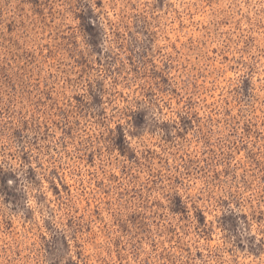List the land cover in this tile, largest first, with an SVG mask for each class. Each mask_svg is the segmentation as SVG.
Returning a JSON list of instances; mask_svg holds the SVG:
<instances>
[{"label":"rangeland","instance_id":"obj_1","mask_svg":"<svg viewBox=\"0 0 264 264\" xmlns=\"http://www.w3.org/2000/svg\"><path fill=\"white\" fill-rule=\"evenodd\" d=\"M234 2L182 0L186 5L183 13L170 22L161 21V24L167 23V27L159 34L151 30L153 21L140 15L131 22L136 34L129 32L130 40L120 47L128 52L125 59L129 66L136 65L132 67L133 73H137L138 67L153 64V57L160 60L162 68L154 71L152 77L158 78L164 85L169 84L168 77L164 75L169 68L174 69L177 63L183 64L184 61L199 63L207 75L205 87L210 89L206 95L208 119L219 123L218 110L231 118V123L221 125L228 129L224 147H230L233 151L239 149L235 153L236 160L244 157L246 161L243 167L247 178L244 179L242 173L238 186L243 191L238 190L228 199L221 198L214 204L201 206L199 212L193 211L194 225L187 230L185 227L179 231L161 227L157 220H151L149 226L146 209L139 213L134 209L124 213L123 208L117 206L121 195L117 191V182L129 184L135 173L126 175L124 169L117 168L114 173L117 179L111 181V194L101 188V183H109L107 178L101 181L91 175L92 170H98V162L109 155L118 157L120 161H132L134 153L131 148L122 147L127 143L124 124L113 123L101 134L99 142L104 145L102 154L93 156L82 150L66 151L72 147L70 140L74 132L71 126L63 127L67 119L64 116L66 110L84 112L87 109V114L93 120L98 116H107L106 109L100 107L104 102L101 96L106 90L103 81H97L95 89L98 91L93 89L91 83L88 85L91 103L85 101L82 94H73L70 102L65 100L61 108L55 109L59 115L53 120H41L39 115L33 114L29 117L30 127L29 120L17 118L13 124V120L8 118L12 114L0 112V137L7 136L25 143L26 133L31 134L36 129L43 132L39 137L32 136L34 143L28 145V150H21L18 161L20 168L9 160H0V256L13 253L14 264H264V131H261L264 129V95L261 94L257 75L264 64V48L261 47L264 40L260 36L261 27L264 26L250 31L247 20L241 23L242 18L233 19L234 9L231 5ZM39 3L40 0H19L16 18H8L7 31L11 33L13 25H22V17H26L28 11L34 15L39 13ZM81 3L83 7L76 13L78 27L91 39L92 33L87 24L90 10H87L88 6L83 0H78L77 6ZM153 7L163 10L164 0H156ZM165 15L168 13L165 12ZM225 19L231 22L225 23ZM161 24H157L156 28L159 29ZM138 35L145 39H139ZM237 42H240L239 51H236ZM154 45H158L155 51ZM0 51L8 52L7 49ZM37 51L41 58L47 56L48 64L55 63L48 43L44 44L43 51ZM234 51L236 56L232 55ZM240 55L249 57L248 63L253 65L250 75L238 85L233 84L230 90L221 91V88H228V81L233 79L235 65L231 62ZM35 57L36 54L31 52L26 55L8 52L6 61L0 57V91L7 92L12 84H18L23 76L33 72ZM84 63L76 62L81 74L87 70L81 67ZM97 63L105 73L121 74L123 64L119 52L108 53L104 61L98 60ZM118 64L120 67H116ZM213 76L217 77L215 88ZM42 86L47 87L46 84ZM175 91L173 88L172 92ZM125 92H121L120 97L127 100ZM144 95L147 97L154 93ZM139 104L140 101H137L136 106L124 112L123 116L142 135L140 129L146 110L141 109ZM54 108V105H49L48 109L40 105V111ZM92 108L97 111L92 112ZM97 122L101 128L105 127L104 120ZM179 125L186 130L191 126L188 117H179ZM233 130L235 139H232ZM177 135L181 134L178 132ZM133 138L138 139V136ZM205 143L211 142L206 140ZM99 151L96 149L97 153ZM208 151L213 154L210 158H215L216 148L210 147ZM8 155L13 156L12 153ZM149 155H153L151 150ZM228 156L231 157L232 153L229 152ZM33 157L56 164L47 172V178H41L42 166ZM33 163L35 167L30 166ZM25 165L29 166L25 169ZM225 174L228 175L227 172ZM9 181L12 183L9 184ZM136 191L132 189L133 194ZM179 199L173 197L169 211L174 213L173 219L181 217L178 223H183L188 217L186 210L180 209L177 203ZM109 204L112 211H109ZM230 204L234 206L230 207ZM38 205L54 210L63 224L75 233L74 238L69 240L63 235H47L52 229L49 222L41 218ZM113 212L129 215L130 221L137 225L134 236H130L129 227L121 216L113 215Z\"/></svg>","mask_w":264,"mask_h":264},{"label":"clouds","instance_id":"obj_2","mask_svg":"<svg viewBox=\"0 0 264 264\" xmlns=\"http://www.w3.org/2000/svg\"><path fill=\"white\" fill-rule=\"evenodd\" d=\"M17 3L19 0H0V49H7L8 52H13V55H26L31 52L35 53L36 57L35 64L32 65L33 72L23 76L18 84H12L7 92L0 91V112L12 114L8 118L13 120V124L17 118L29 120L33 114L39 115L41 120L56 119L59 113L55 109L61 108L65 100L70 102L73 94H82L84 100L91 103L88 85L91 83L93 89L98 91L95 89L96 82L103 81L106 91L101 96L104 102L100 107L106 109L107 116H98L93 120L87 114V109L84 112L66 110L64 116L67 119L63 127L71 126L74 129L70 140L72 147L66 151L82 150L93 156L102 154L104 145L99 142L101 134L113 123L124 124L127 143L122 147L131 148L134 153L132 161H120L118 157L109 155L98 162V170L91 171L94 178L109 180L107 185L101 183V188L109 194L112 192L111 181L117 179L114 175L117 168L124 169L126 175L135 173L129 184L117 182V191L121 193L117 206L122 207L124 213L131 209L137 213L146 209L149 226L151 220H157L160 221L161 227L176 228L177 231L185 227L187 230L194 225L193 211L199 212L201 206L214 204L221 198L228 199L229 195L238 190L243 191L238 186L242 173L243 178H247L243 167L246 161L244 157L236 160L235 153L239 149L233 151L230 147H224L228 129L222 128L221 125L231 123V118L218 110L219 123L208 119L206 95L210 89L205 87L208 83L207 75L199 67V63L189 64L184 61L183 64L177 63L174 69L169 68L164 72L169 84L164 85L158 78L152 77L154 71H160L162 68L160 60L153 57V64L138 67L137 73H133L132 67L136 65L129 66L125 59L128 52L126 48L122 50L120 47L130 40L129 32L136 34L135 29L131 27L134 18L146 16L149 21H153L151 30L159 34L167 27V23L161 24V21L170 22L183 13L186 5L182 0H164L163 10L153 7L156 0H83L88 6L87 10H90L87 24L92 33L91 39L78 27L76 13L83 7L82 3L77 6L78 0H40V12L34 15L32 11H28L27 16L22 17L24 23L13 25V31L9 33L6 24L9 17L16 18ZM231 7L234 9L232 18H242L241 23L247 20L250 31L257 26H264V0H235ZM165 12L168 15H165ZM224 22L231 21L225 19ZM157 24H161L159 29L156 28ZM260 36L264 40V27H261ZM138 38L145 39L142 35H138ZM45 43H48V50L55 57L54 64L47 63V56H39L37 50L43 51ZM156 47L158 45L153 46V51ZM261 47L264 48V44ZM239 50L240 42H237L236 51ZM8 52L0 51V57L5 61L8 59ZM116 52H119L123 64L121 74L103 72L97 61L102 62L106 59V54ZM232 55L236 56V52H232ZM248 60L249 57L240 55L231 62L235 65L234 77L228 81V88H221V91L230 90L233 84L238 85L250 75L253 65L249 64ZM78 61L86 62L81 65L87 69L83 74L76 67ZM257 75L260 78L261 94L264 95V64L259 68ZM77 77L80 79L77 80ZM216 82L217 77L213 76V88L216 87ZM165 88L167 91H164ZM173 88L175 93L172 92ZM121 92H125L127 100L120 97ZM147 92L154 95L146 97L144 93ZM48 97L52 99L49 100ZM137 101H140L139 107L146 110L140 129L142 135L133 129L123 116L124 112L136 106ZM41 104L46 109L49 105H54L55 108L40 111ZM91 111L96 112L97 109L92 108ZM179 117H188L191 126L187 130L179 125ZM60 119L63 120L64 117ZM100 120L105 121L104 128L97 122ZM4 123L6 124V120ZM173 124L176 125L175 128L172 127ZM29 126L31 127V120ZM178 132L181 135H177ZM41 135L43 132L40 129L31 134L26 133L25 143L16 142L7 136L0 137V160H9L16 168H20L18 161L21 150H28V145L34 143L32 136ZM136 136L138 139L133 138ZM232 139H235L234 130ZM206 140L211 143H205ZM210 147L216 148L215 158H210L213 155L208 151ZM96 149L100 150L99 153ZM149 150L153 155H149ZM229 152L232 153L231 157L228 156ZM33 159L42 166L41 178H47V172L56 167L53 162L45 163L36 157ZM28 166L25 165L24 168ZM30 166L35 167V163ZM237 168L240 171H236ZM99 173L104 175L100 176ZM11 183L12 181H9V184ZM133 188L137 190L135 194L132 192ZM173 197H179L177 203L180 209L186 210L188 219L183 223H178L182 220L181 217L173 219L174 213L169 211ZM188 205L192 207H187ZM232 206L234 205L230 204V207ZM37 208L41 218L51 226L52 232L46 233L47 235H63L69 240L74 238L75 233L63 224L60 217L54 214V210L42 205ZM109 211H112L111 204ZM113 215H120L129 227L130 236L135 235L137 225L130 221L129 215L117 212H113ZM13 255L9 252L0 256V264H14Z\"/></svg>","mask_w":264,"mask_h":264}]
</instances>
